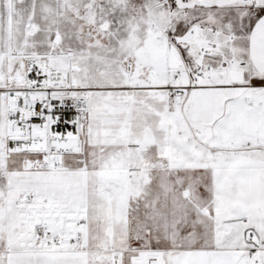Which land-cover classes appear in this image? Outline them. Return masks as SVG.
<instances>
[{
  "label": "snow or ice",
  "instance_id": "1",
  "mask_svg": "<svg viewBox=\"0 0 264 264\" xmlns=\"http://www.w3.org/2000/svg\"><path fill=\"white\" fill-rule=\"evenodd\" d=\"M0 264H264V0H0Z\"/></svg>",
  "mask_w": 264,
  "mask_h": 264
}]
</instances>
